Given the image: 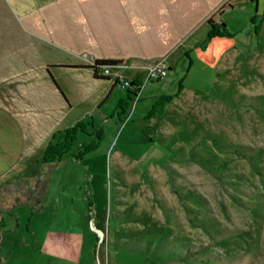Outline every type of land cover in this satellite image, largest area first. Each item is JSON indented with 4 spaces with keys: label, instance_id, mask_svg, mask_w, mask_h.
Here are the masks:
<instances>
[{
    "label": "rangeland",
    "instance_id": "obj_1",
    "mask_svg": "<svg viewBox=\"0 0 264 264\" xmlns=\"http://www.w3.org/2000/svg\"><path fill=\"white\" fill-rule=\"evenodd\" d=\"M15 1L0 0V195L6 205L12 198L43 195L45 205L37 209L46 215L32 220L42 226L51 206L74 208L75 218L84 212L88 226L91 219L98 227L91 229L100 264H264V0H164L155 7L158 27L123 25L120 36L140 49L143 37L159 31L153 54H163L150 59L153 54L124 53L120 41L96 46L122 54L123 63L111 71L140 87L124 112L117 101L126 88H110L108 77L87 86L86 95L77 88L79 70L72 66L88 65L94 56L80 51L78 18L62 16L63 0L33 5L22 15L48 38L29 31L32 38L22 33L19 40L18 27L26 28L13 10ZM135 4L139 9L118 6V12L140 13L148 6L144 0ZM208 16L222 20L227 34L208 36ZM162 56L167 73L144 80V66ZM140 59L149 60L133 64ZM14 63L52 65L47 72L58 76L56 85L70 96L55 128L91 119L102 128L99 144L79 158L65 153L52 162L38 159L51 133L24 132L14 103L17 92L34 98L46 88L41 75L37 89L20 86ZM99 88L106 95L93 102ZM159 93L170 95L163 113L147 116ZM29 104L20 102L26 111ZM87 137L79 133L80 140ZM34 202L32 197L10 207L20 214L21 228L34 214ZM1 214L12 227L10 213Z\"/></svg>",
    "mask_w": 264,
    "mask_h": 264
},
{
    "label": "crops",
    "instance_id": "obj_2",
    "mask_svg": "<svg viewBox=\"0 0 264 264\" xmlns=\"http://www.w3.org/2000/svg\"><path fill=\"white\" fill-rule=\"evenodd\" d=\"M16 1L14 5L15 9L13 6L11 7H13V10L18 17L19 24H24L25 28L28 30L25 29L24 31H20L22 29L18 27L17 40H19V35L22 33L31 37L29 31L33 32L38 39L48 38L45 32L33 29L30 27L31 24L24 22L25 18H22L23 14L29 13V10L33 5H36V8H39L43 6L47 0H34L32 2L30 0ZM136 1L141 0H63L62 16L78 18L77 35L78 41L80 42L79 44L82 45L81 52L84 54L89 52L94 57H120V64H122L124 61L122 59L123 56H121L122 54H108L107 52H102L100 49H96V46H102L103 42L105 45H108L120 41L122 43L120 48L124 53L131 55H146L148 53V56H150L155 52L156 42L154 43V41H159L160 38L159 31L157 34L151 33L146 37H143L140 42L142 44L141 47L143 48L140 49H137L134 44L132 45V42H129L133 41L132 39L128 37L120 38L123 31V25L134 26L135 23H148V25H152V29L155 28V25H157V27L159 26V20L156 18L157 9L155 7H163L165 5L164 0H144L147 2L148 6L147 9L144 8L141 11L138 10L140 13H131L130 11L124 13V10L120 13L118 12V9H120L118 6L126 10L130 8L139 9L135 4ZM141 13L143 14L142 18H140ZM158 14H160L159 8ZM46 19L50 20L49 18ZM42 25L46 26L44 22ZM71 36H69V38H71ZM84 40L92 42L84 43ZM87 46L89 48L92 46L93 48L90 50L86 48ZM159 54H163V52H157L150 56L149 59ZM149 59H140L133 64L141 65L148 62ZM14 64V72H19L20 74L16 77L15 82H19L20 86L22 83H25L30 89H37V81L35 79L41 75L42 84L46 88L45 95L42 96L40 94L37 96L36 94L34 98L31 95L23 97L21 92H17V99L14 103L16 104L14 107V113H16L15 117L23 123L25 127L23 130L24 132L27 133L29 131L34 132L35 130H41L40 133H44L46 136L56 127L55 123L61 115V112L70 106V96L64 88H59L56 85L57 83L59 84V80L56 78L58 76H55V73L51 74L47 72L50 71L47 70L48 67H51L50 69L53 71L52 65L45 63L43 67H37V69H35L30 67V65H28L27 68H23L21 63ZM72 67L79 70L77 74L74 75V79L78 81L77 88L80 89L83 94L85 93V95L90 91L88 90V92H86L87 86L94 87V84L98 83L94 81H99L104 78L102 76L93 75L92 67L89 65H76ZM28 71L30 72L29 76L22 75L23 72ZM37 71H42V73L38 75ZM97 72L99 73L100 70L97 69ZM82 80H85L86 82L83 83ZM106 80L108 81L107 83H110V88L113 87L115 83L120 84L118 81H113V79L111 82L109 77L106 78ZM88 81H92L93 84L87 85ZM139 89L140 87L138 88L136 95H138ZM97 91L98 96L94 97L93 102L102 101L106 95H101V88ZM23 99L28 100L30 103V107L28 106L26 108L28 111L22 109L23 107L20 105V102H22ZM152 99L153 98H151L149 102H151ZM2 104L4 107H7L4 99ZM41 108H44V110L42 111ZM1 133L2 132L0 131V158L3 159L5 158V155L2 154ZM4 196L5 195H0V264H98L96 260L99 262L100 256L99 254L97 255L95 250L96 241L94 239V232L91 229L93 228L97 230L98 227L94 226L91 219V228L88 226V218L84 217V212H82L83 215L81 214V217L75 218L78 213L76 214L74 208L64 211L62 209H54L51 206L49 210L50 219L46 225L42 226L41 223H38L37 221L33 223L32 220L39 214L42 216L46 215L44 214L43 208L40 210L37 209L38 206L42 207L45 205L43 201H41L43 200V195H24V198L22 197L17 201H14V198H12L7 205ZM32 197L35 201L34 207H36V210L33 215L32 213L29 215L28 223H24V227L21 228L20 214L14 212L10 207L14 205L13 203H19L21 200H28ZM4 211L10 213L9 215L11 217L9 220L14 221L12 227H7L6 221L3 222L4 216L1 213L4 214ZM12 232H16L17 235H13Z\"/></svg>",
    "mask_w": 264,
    "mask_h": 264
},
{
    "label": "trees",
    "instance_id": "obj_3",
    "mask_svg": "<svg viewBox=\"0 0 264 264\" xmlns=\"http://www.w3.org/2000/svg\"><path fill=\"white\" fill-rule=\"evenodd\" d=\"M206 20L209 23L207 30L208 36L227 34L226 27L224 26L222 20L214 21L209 16L206 18ZM120 62V57L96 56L90 63H88V65L92 67L93 75L110 77L109 74L98 73V67L102 64H117ZM113 81H117V79L113 77ZM131 81L136 83L137 87L135 89L125 87V98H119L117 101V105L120 106L121 112H124L127 108V98L130 96L133 97V95L135 96L139 88V85L135 80L131 79ZM169 97L170 95L165 93L157 94L155 100L151 103L150 108L147 110L146 115H156L157 117L160 116L164 111L165 104ZM89 125L91 128H88ZM81 132L86 133V135H89V137L80 140L79 133ZM101 137L102 128L100 125H94L91 119L86 120L84 118H77L70 124L52 130L50 137L46 141L42 153L38 159L52 162L54 160L60 159L65 153H69L74 158H79L86 151L95 148L99 144Z\"/></svg>",
    "mask_w": 264,
    "mask_h": 264
},
{
    "label": "built area",
    "instance_id": "obj_4",
    "mask_svg": "<svg viewBox=\"0 0 264 264\" xmlns=\"http://www.w3.org/2000/svg\"><path fill=\"white\" fill-rule=\"evenodd\" d=\"M111 65H116V64H102L99 73L109 74L110 76L115 77V79H117V81L123 87H129L132 89H135L137 87L136 83L132 82L130 78L122 76L118 70L111 71ZM168 67L169 64L167 62V59L163 56L159 57L158 59L144 66L145 68L144 80H148V79L156 80L162 78L167 73Z\"/></svg>",
    "mask_w": 264,
    "mask_h": 264
}]
</instances>
